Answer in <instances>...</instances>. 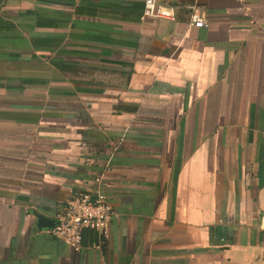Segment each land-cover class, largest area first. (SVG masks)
<instances>
[{"label":"crops","instance_id":"crops-1","mask_svg":"<svg viewBox=\"0 0 264 264\" xmlns=\"http://www.w3.org/2000/svg\"><path fill=\"white\" fill-rule=\"evenodd\" d=\"M155 1L0 0V264H264V0Z\"/></svg>","mask_w":264,"mask_h":264},{"label":"built area","instance_id":"built-area-1","mask_svg":"<svg viewBox=\"0 0 264 264\" xmlns=\"http://www.w3.org/2000/svg\"><path fill=\"white\" fill-rule=\"evenodd\" d=\"M149 17L174 19V8L155 0H144L140 19ZM190 24L198 28L207 26L205 16L195 6L191 8ZM113 212L111 202L99 190L80 192L66 201L55 218L57 223L49 231L74 250H79L85 230L93 231L99 242L108 235Z\"/></svg>","mask_w":264,"mask_h":264},{"label":"water","instance_id":"water-1","mask_svg":"<svg viewBox=\"0 0 264 264\" xmlns=\"http://www.w3.org/2000/svg\"><path fill=\"white\" fill-rule=\"evenodd\" d=\"M37 220H36V224L37 227L39 228H52L56 223L57 220L53 219V218H48L40 213H34Z\"/></svg>","mask_w":264,"mask_h":264}]
</instances>
